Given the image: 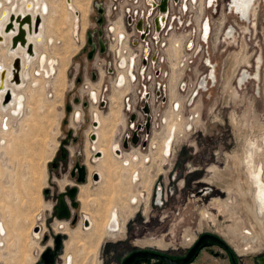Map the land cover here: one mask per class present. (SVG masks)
Here are the masks:
<instances>
[{
  "label": "rangeland",
  "instance_id": "rangeland-1",
  "mask_svg": "<svg viewBox=\"0 0 264 264\" xmlns=\"http://www.w3.org/2000/svg\"><path fill=\"white\" fill-rule=\"evenodd\" d=\"M103 1L77 0L75 6L79 3L84 8L86 7L89 10V13L87 12L89 16L86 14L87 19L86 16L82 15V11L78 9L81 18L83 20L87 19V27L85 26L83 38L81 37V25H79L76 39L74 36V13L69 9L67 0H49L52 14L50 15L48 12L46 22L41 20L39 25L40 27L42 24H46L45 43L47 48L45 49V43L42 44L44 37L38 36V40L42 45H38L37 51L39 55L46 54L48 58H53L54 63L52 66L49 65V62L41 65L38 58L32 64L31 80L28 81L29 88H37L39 82L32 80V77H42L45 80L46 91L44 93L38 91L33 99H27L26 97V106L21 117H13L12 112H6L5 114L10 117V128L7 132H4L3 129L0 133L2 139L7 141L6 146L0 144V150L3 154L0 166L5 170V173L3 172L5 179L0 180L2 184L1 197L7 195L3 180L8 181L11 178L12 207L15 210V217L19 219H23V217L30 218L28 222L25 221V225L21 230L23 236H21L20 229H18L17 237L22 243L20 246L22 247L23 243L28 240V230L32 225L31 218L34 216L33 212L36 211L37 201H39L42 192L46 204L37 216L36 225L43 221L46 231L41 237L40 245H43L44 249L47 247L52 248L54 237L57 234L63 236L61 248L53 264L64 262V243L65 239L68 238V235L55 230L54 226L58 218L54 206L58 204L57 197L59 193L65 192L68 187L72 186L68 185L61 190L57 180L68 179L73 181L74 184L75 178H71L69 171L74 161L78 160L81 163L84 160L86 161V154L84 158L83 149L87 140L91 138V132L90 135L87 132L91 129L92 122L95 120V114L93 115L91 108H97L98 106L96 103L87 101V94L91 97V94L88 93L91 88L88 89L87 87L90 85L96 90L99 85V83L96 84L91 81L90 71L93 69V65L100 66V57L97 56L92 61H86L82 47L86 43V31L97 27L95 3ZM258 1L260 2L256 12V24L251 27L250 32L248 33V30H245L244 25L246 24H243L241 35L235 40V46L232 47L233 51L229 52V49H226L216 55V61L219 65V86L210 88L204 93L201 103H195L194 110L186 109L184 112V116H189L199 111V123L194 124L190 130L177 133L172 139L173 141H170L172 149H167L164 153L165 159L160 154V148L167 135V133L165 135L167 131L165 124L157 128L150 136L149 148L141 149L142 151L135 150L136 154H147L154 158L153 162L150 160L148 163L146 161L143 164L141 163L140 175H143L142 181L136 184L135 188L128 184V191L131 193L134 190L137 194L138 190L142 198L138 203H133L131 210L128 207V199L121 201L120 212L124 216H128L122 235L105 238L97 248L98 245L96 246V244L101 237L102 226L99 227L96 233H93L92 250L88 251L86 256L89 253L96 255L97 252L98 264H121L122 259L134 249H154L172 254H183L203 233H212L228 242L236 252L241 264H258L255 258L264 256V234H253L255 241L246 244L245 240L248 238L243 237L248 233L250 218L239 206L242 202L241 195L229 189L233 188L234 185V155L243 153L245 136L253 139L264 136V0ZM76 8L78 7L76 6ZM6 19L7 16L0 19V26ZM83 20L79 24L81 22L84 24ZM245 31L248 34H245ZM0 32H2L1 29ZM46 33L48 37H46ZM24 35L27 42H29L26 31ZM0 43L5 46L7 37H0ZM34 46L35 44H32V49H34ZM56 51L59 53L58 58L56 57ZM237 51L247 56V62L242 60L238 64L234 63V53ZM32 57H36L35 52L30 54V58ZM258 57H260L259 62H257ZM61 59H65L67 65L64 78L57 76ZM0 60L9 66L11 57H8L6 51H4ZM77 65L79 67L76 74ZM53 68L56 69V73H52ZM243 69H248L252 75L257 70L258 77L252 76L243 85L239 86L237 78L240 77V74L242 75ZM75 76L80 77L81 80L77 82ZM228 77L230 88L237 91L235 95L226 86ZM6 79L7 72L4 83ZM33 83H36V85ZM101 91L103 93V90ZM114 94L111 95L110 92L108 96ZM81 95L83 96L82 101ZM76 97L80 98V102L75 101ZM85 102H88L89 106L83 107L82 104ZM114 103L115 100L112 98L111 104L107 103L106 108L102 109L99 106L98 108L104 115H108L111 113ZM67 105L71 106L69 110L66 109ZM171 106V109H173L175 105ZM77 109L81 112V117L78 121L73 122L72 117H75L74 114ZM122 121L118 122L117 132L120 130ZM259 125H261L262 131L261 129L259 131ZM71 129L75 132L65 145L69 154L63 160L60 157V149L63 140L68 138V130ZM117 132L116 138L118 139ZM0 141V143L4 142L1 138ZM154 145H157V147ZM109 146H111V143ZM95 156L93 154V159L101 157ZM93 159L91 158L90 161L94 162ZM53 161L58 162L57 167H52ZM147 176L150 182H147ZM89 177L91 181L87 179L84 183L89 186L90 192L98 197L101 190L99 184L95 182L99 181L98 179L93 180L92 174ZM207 187L208 191L203 193L202 190ZM45 189H48L47 193L44 192ZM77 194L78 198L76 195L75 200L78 202V206L72 208L73 213L78 215L76 223L72 224L70 219L61 221L68 222L69 226L73 228L85 216L82 202L78 200V191ZM158 194H160L159 199ZM217 199L230 203L233 205L234 210L226 208L225 204L221 208ZM98 203L99 201L89 208L96 209ZM111 206L110 201H108L106 208L103 209V220ZM17 210L20 213L22 212L21 214L24 213L23 217L20 213V216H18ZM206 211L209 215L205 218L203 213ZM213 215L214 219L210 217ZM205 216L207 215L205 214ZM1 219L4 218L0 212ZM36 225L33 226V230ZM86 227L89 228L90 224ZM15 230L17 231L16 227ZM11 233L12 231L9 230V234ZM44 235H47L45 240H43ZM72 237L74 235L71 236V239ZM71 239L66 244V251L69 247H72L68 246ZM50 240L52 241L51 245L49 244ZM156 240H163L165 245L157 244L154 242ZM32 243L35 244L33 240ZM82 244L78 242V247H81ZM40 245L33 246V253L38 256L34 264H43L40 255L44 249L42 250ZM20 246L19 251L21 250ZM214 248L216 249V247ZM72 249H74V246ZM85 249V247H82V250ZM82 255L79 257L77 253L73 263H96L95 259L92 263L88 262L90 258L85 261V254L82 253ZM33 261L34 257L32 256L27 264H32ZM2 263L0 261V264ZM193 264H228V262L219 257L214 258L209 249H204Z\"/></svg>",
  "mask_w": 264,
  "mask_h": 264
},
{
  "label": "flooded vegetation",
  "instance_id": "flooded-vegetation-1",
  "mask_svg": "<svg viewBox=\"0 0 264 264\" xmlns=\"http://www.w3.org/2000/svg\"><path fill=\"white\" fill-rule=\"evenodd\" d=\"M107 2H108V0H104L103 2H100L101 7H102V14L100 16V14L97 12V17H96V26L97 27L90 30L91 40H92L93 44L87 43V39H88L87 32L88 31H86V43L82 47V52L86 56V61H92L97 56L100 57V61H101L100 66L97 67V66L93 65V69L90 71V78L92 79L91 81L93 83H96V84L100 83V81H101V83H103L101 85V87L102 88L105 87V90H103V93H100L99 97H98L97 91H96L97 89L94 90L89 85L87 88L88 89L91 88V91L88 92L89 94H91V97H89V95L87 93L86 94H87V101L89 103L90 102L96 103L102 109L107 107V97H108V94L110 93V90L108 89L109 82L114 80L118 85L123 84L125 82V76L123 73H120L119 71L120 70L122 71L125 67H127L128 69H130L132 71L134 69V64H135L134 59L126 60L125 57H119V56L113 57L109 54L108 47H109V44L113 40V37L110 33H111V30L113 28H110L108 25V18L106 15ZM96 11H97V9H96ZM88 16H89V14H88ZM88 16H87V19H88ZM251 16H252V18L254 17V19L256 18V6H255L254 10L251 12ZM100 17H102L101 23H98L97 20ZM113 17H114L113 19L115 20V15H113ZM81 20H82V18H81V14H80V21ZM74 21H75V19H74ZM79 25H81V37L84 38L82 22ZM117 25H118L117 29H118V31H120L118 34V39L119 40L127 39L128 37L133 35V37L135 38L133 40L134 45H136L141 40H145L146 38L150 37V35H151L150 27L146 26L143 23V21L139 20V19L133 20L131 17L124 16L120 19V21H118ZM86 27H87V21H86ZM98 29L101 30L100 36L98 34ZM100 41L102 42V45H103V51L100 50L101 49ZM122 43H125V42L120 41L118 44V54L121 52H126V48H123ZM128 43H129L128 45L130 46L129 41H128ZM243 45H244V43H243ZM149 50H150V48H141L143 55H147ZM139 52H140L139 48H135V53L137 54V56H138ZM89 54H91L90 58L88 57ZM38 58L40 61V55ZM155 59H156V55L154 54V55H152V60L154 61ZM233 60H234L235 64H238L239 61L244 60L245 62H247L248 59H247V56L244 55L243 53H237ZM47 62H49L48 59H47ZM46 63H44V64H46ZM44 64H42V65H44ZM143 64H145L144 60H143ZM78 67H79V65H77V67H76V71H77L76 74L78 73ZM55 70L56 69H54V73H56ZM257 70H258V67H257ZM257 70L254 71L255 73L253 72V77H255V78L258 77ZM250 74L251 73H249L248 70H245L241 75L240 82H242ZM75 79L77 82H79L81 80L80 77H76V76H75ZM24 82L26 83L25 80H24ZM165 82H167V80H165ZM103 85H105V86L103 87ZM99 86H100V84L98 85V87ZM106 86H107V88H106ZM226 86H228L230 88L229 77L227 78ZM27 87H28V85H27ZM24 90H23V93H24ZM230 92L233 95H235L237 93L236 89H231V88H230ZM171 94L176 95V93L173 91V89H171ZM24 95H25V93H24ZM25 97H26V95H25ZM76 98H78V101H76V102H80V98L79 97H76ZM112 98H113V100H115V103L112 106L111 113L108 115H104L103 112L98 108V106H97V108H94L91 106L92 107L91 109L93 111L92 113H93V115L95 114V116H94L95 120L92 122L93 126H91V129L87 132V134L90 135V132H91V134L96 133L98 138L94 142H93L92 138H90V140H87L85 150L83 149L84 158H85V154H86V164L88 165L89 172H90V173H88V171H87V173L85 174L86 180L88 178V180L91 181V178L89 176H91V174L94 171H98L100 173V177H101L99 182H95L96 184H99V189L101 190L98 193V195H99L98 197H95V194L90 192V188L87 184L84 183V184H80V186H79L80 187L79 200L82 202V205H83L82 208H83V211L85 212L84 215L90 217L91 227L86 228L85 225L83 224V219L85 218V216H83L84 218H82V220L79 221L78 225L75 228L69 226L68 222H61L64 219H61L60 221L58 219V221L55 223V226H54L55 230L57 232H61L63 234L68 235V238L65 239V243H64L65 244V252L63 254L64 262L62 264H66L67 256H69V255H71L72 264H74L73 263L74 258H76L77 253H78L79 257L83 256L82 253H84L86 256L87 252L92 250L93 233L94 232L96 233V231L99 229L100 226H102L103 230H102L100 239L97 241V244H96V246L98 245L97 248H99V246L101 245V243L103 242V240L105 238H108V237L111 238V237L122 235L124 232V227H125V223L128 219V216L126 217V216H124L123 213L120 212L119 208H120L121 201H125V199H128L129 200V206L128 207L130 210L132 209L133 203H138L140 201L138 193L135 194L134 190H132L133 192H131V193H130V191H128V189H129L128 184L131 187H134V188L136 187V184H138L136 181L140 177V167H142V164L145 161L146 162L148 161V159H147L148 155H143L141 159L139 158L140 161H137L138 158H136V157H141V156L140 155L134 156L136 154H132V157L131 156L129 157V155H127L126 159H124V158L119 159V157L117 156L118 154L114 151L117 149V146L119 143V140L116 138V136H117L116 130H117V126H119L118 122L123 120V114L121 112L120 104L118 103V96L116 94H114L112 96ZM82 99L83 98H81V101H82ZM88 102L83 103L82 106L83 107H87V105L89 106ZM176 102H178V104H179L178 98L172 99L171 105L175 104ZM70 108H71V106H70ZM108 108H109V106H108ZM145 108L147 109L148 107L145 106ZM145 108L143 109V111L147 112V110H145ZM1 110H0V133H2L3 129L10 128V126L8 125L10 117L7 116V114L3 113ZM10 110L11 111L8 110V112L7 111L6 112L7 113L12 112V108ZM148 111H149V108H148ZM76 112H79V116H77V117H76ZM12 114H13V112H12ZM172 114L173 113L170 112L169 117H172ZM74 115H75V117L74 116L72 117L73 122H76L80 119L81 112L77 109L75 111ZM2 117H3V119H2ZM13 117H16V116H13ZM131 119H134V115H133V118H131ZM94 122H96V123L98 122V126H95L96 124L94 125ZM104 122H105V125H104ZM179 125L181 126V123L179 124V123H173L172 122V124L168 127L167 135L165 137V140H163L162 147L160 148V154H161L162 158L165 155L164 154L165 151H167V149L168 150L171 149L170 144H172V143L170 141H172V139L174 138L175 129ZM259 126H260L259 131H260V129L262 131L261 125H259ZM126 130L127 129L124 130V133ZM102 131H104L105 134L107 135V136L105 135L106 139H103L104 137H102V135H101ZM119 131L117 132L118 134H119ZM139 131H140V129H139ZM144 131L146 133H148L150 131L149 118L148 117H147V122L144 124ZM71 132H72L71 135H74L75 131L71 129ZM71 135L68 136L67 143L69 142ZM134 135H136L138 138L137 143H133L131 141V139ZM0 138H1V140H4V142H5L4 143L2 141V143H0V144L3 146H6L7 141L5 139H2L1 135H0ZM128 138H129V140L127 139V148H124L123 145H121L120 148L122 150L123 149L129 150V147H130L129 142H131V144H133L134 146H136L139 143V135L137 133L133 134V135H129ZM123 140H122L121 144H123ZM110 143H111V146H109ZM146 145H147V141L144 143L145 147H146ZM243 146H244L243 153L241 155H237V154L234 155V165H233V169H235V175L233 176L234 185H233V188H229V189H230V191L234 190L238 194L241 195L242 202L239 206L243 209V212L245 214L249 215L250 224H248V227H249V229L247 230L248 233L243 238H248L245 240V242H246V244H250L253 241H255L253 234H261V235L264 234V215L260 216L258 213V204L256 201V187L252 183L251 175L249 172V167H251L252 171H254L253 176L256 177V179L258 177H261V179L264 181V136L259 137V138H255V139H253L252 137L245 136V143ZM120 148H118V149L121 153ZM144 149H146V148H144ZM96 151H100L101 153H103V156H101L98 159H96V158L93 159V154H95ZM68 154L69 153L67 151V156H68ZM2 156H3V154H2V151L0 150V161L2 159ZM91 158L94 160V162L90 161ZM164 159H165V157H164ZM76 161H74V164ZM6 163H7V161H6ZM57 164H58V162H57ZM74 164H73V166H74ZM73 166L71 167L69 173L71 172ZM238 168H239V170H238ZM242 174H244V178H245L246 182L248 183V188L250 189V191L246 187L245 184L242 187V183L240 180H236L238 178V176L239 177L243 176ZM76 176H77V173L75 172L73 178H75ZM11 180H12L11 178L8 179V181L3 180V184L6 186L4 188V190L7 193V195L3 197L4 198L3 201H0V212H1L2 217L5 219V220L4 219L0 220V261L3 262L2 264H8L9 262H11L13 260V257H16L17 255H19L20 240L17 237L18 236V229L19 228L23 229V226L25 225L24 224L25 221L26 222L29 221L28 219H19V218L15 217V214L13 212V207H12L13 201H12V181ZM57 181H58V185L61 188V190H63L68 185H76V184H73V181H70L68 179H58ZM127 181H128V183H127ZM134 182H136V183H134ZM147 182H150L149 177H148ZM241 187L243 190L241 189ZM206 191H208V190H206ZM242 191H244V192H242ZM1 195H2V185L0 183V196ZM244 195L245 196L249 195L250 198L245 197ZM97 201H99V203H98L99 205L96 209L93 210L92 208H89L90 206H92V205L94 206L95 204H97ZM108 201H110L112 206L110 207L111 209H109L108 213L106 214V216L104 218L105 221H104L102 219L103 218L102 217L103 209L106 208ZM217 202L221 206V208H222V205L225 204L226 208H229V209L231 208L234 210L233 205H231L228 202L225 203V202H222L221 200H218V199H217ZM3 203L6 205L5 208L2 206ZM45 204L46 203L44 201V198H43V195L41 192L40 199H39V201H37L36 211L33 212V214L35 215L34 225L37 224V216L44 209ZM7 206H9V208L11 207L10 208L11 210L9 208H7ZM250 207H251V209H250ZM90 210H93V211H90ZM248 210H249V212H248ZM251 211H253V213ZM263 213H264V211H263ZM108 214H110L111 217L106 222ZM131 214H130V216H131ZM205 214L207 216H205ZM250 214H252V215H250ZM208 215L209 214L207 211L203 213V216L205 218L208 217ZM253 215H255V216H253ZM113 217L115 218V224L113 225V228L111 230L109 228V223ZM210 217L214 219V215L210 216ZM253 218L256 220H260L262 222V226H260L261 222L258 221V224L262 228L261 229L262 231L258 230V229L253 230L252 228H250L251 227V221L253 220ZM40 224L42 226V231L39 232L38 235L34 234V232H33V226L34 225H32L31 226L32 229H30L31 239L35 243L34 247L40 245L41 237H42L43 233L46 231V228L43 226V221ZM29 226H30V224H29ZM15 227L17 228V231L15 230ZM9 230L12 231L11 234H9ZM104 230H105V233H104ZM103 233L105 234L104 236H103ZM72 235H74V237H72V239H71ZM62 237L63 236L61 235V241H62ZM70 239H71V241L68 243V246L69 245L72 247L74 246V249L71 250L72 247H69V249H67V251H66V244ZM196 241H194L192 243V245H190L188 247V249L183 254H172L170 252H162V251L154 250V249H148V250L155 251V252H158V253L163 254V255H167L168 257L173 258V259H179V258H183L184 256L187 255L188 251L190 250V248L194 245V243ZM78 242H80L81 244L83 243L81 245V247L80 246L78 247ZM154 242H156L157 244H159L161 246L165 245L163 240H156ZM51 243H52V241L50 240L49 244L51 245ZM54 245L52 247L53 251H54ZM82 247H85L86 249L82 250ZM214 247H216V249ZM60 248H61V246H60ZM41 249L42 250L44 249L43 245L41 246ZM204 249H206V250L209 249V252L211 253V255L214 258L219 257L221 259H225L226 262H228V264H241L237 254L234 251V249L232 248V246L223 239H221V242L207 240L206 242L201 243L198 246L193 257L186 264H193L195 262V260L198 259L200 252ZM59 250L54 251V259L55 260L57 258L58 253H59ZM136 250H139V249H134L131 252H129L122 259L121 264L123 263L124 259L129 254H131L132 252H134ZM143 250H145V249H143ZM31 254L34 257V261L32 263V264H34L36 262L38 256L34 255L33 249L31 251ZM258 257L259 256H257L255 258L256 262H257ZM88 259H89L88 262L92 263V261L95 259L96 260L95 264L99 263L98 258H97V252H96V255L89 253V255L86 256L85 261H87ZM131 264H170V263H168L165 260L158 258V257H139L135 260V262H133Z\"/></svg>",
  "mask_w": 264,
  "mask_h": 264
},
{
  "label": "built area",
  "instance_id": "built-area-1",
  "mask_svg": "<svg viewBox=\"0 0 264 264\" xmlns=\"http://www.w3.org/2000/svg\"><path fill=\"white\" fill-rule=\"evenodd\" d=\"M232 1L108 0L106 15L109 27L113 28L110 33L113 40L108 47L109 54L135 60L132 71L127 67L119 71L125 76L123 84L118 85L114 80L108 84L111 95L115 93L118 96L123 114L118 137L120 146L123 139L129 140V135L137 133L139 143L135 147L149 148L150 136L169 121L172 99L180 100V106L176 107L175 112L182 111L184 114L186 109L194 110L195 103H201L204 93L210 88L219 86L216 55L226 49L233 51L232 47L241 35L243 24H246L244 27L248 33L253 27L249 12L242 14L240 9L234 8ZM163 2L164 10L161 8ZM124 16L142 20L150 27V37L136 45L133 44V35L119 40L117 24ZM120 41L125 42L122 44L126 52L118 54ZM135 48L140 50L138 56ZM141 48L150 50L147 55H143ZM154 54L156 59L153 61ZM248 79L250 78L244 80ZM245 81L239 84L237 78L239 86ZM99 84L96 88L98 97L102 92L100 90H105V85L104 88L101 87V81ZM171 89L176 95L171 94ZM111 95L107 97L108 104L112 102ZM145 106L149 111L148 108L147 112L143 111ZM131 115H134V119H131ZM147 117L150 126L148 133L144 131ZM129 145V149L134 146L131 142Z\"/></svg>",
  "mask_w": 264,
  "mask_h": 264
},
{
  "label": "bare ground",
  "instance_id": "bare-ground-1",
  "mask_svg": "<svg viewBox=\"0 0 264 264\" xmlns=\"http://www.w3.org/2000/svg\"><path fill=\"white\" fill-rule=\"evenodd\" d=\"M76 2H77V0H75V3H74V0H67L69 9H71L73 11V13H74V18H75L74 36L77 39L76 35H78V30H79L80 11H82V15L83 16H86V14L88 15L89 10L86 7L84 8L83 5H81L79 3H78V5H76L78 8H76V6H75ZM257 3H258V0H233L231 2V4L234 6V8L236 10L240 9L242 14L246 13V12H249L250 16H251V12L254 10V8L257 5ZM30 6H32V7L30 8ZM48 12L50 13V15L52 14V11L50 12V2H49V0H0V19L2 17H4V16H7V19L0 26V29L2 30V32H0V37L1 38L4 37V36L7 37V44L5 46H3L0 43V57L4 54V51H6L8 57H11V62L9 64V66L4 61L0 60V108L2 109V110L1 109L0 110L3 113H6V111L8 112V110L11 111L10 109L12 108L13 114L12 113L11 114L13 116H16V117H21L23 115V113H24L26 97H27V99L28 98L29 99H33L38 91H40V93H44L46 91V87H45L46 85H44L45 80H43L42 77H34V76L32 77V80H35V81L39 82V86L37 88L35 87V88L31 89V88L27 87V85H28V81L31 80L32 64L35 61H37V59L39 57V53L37 51V47H38V45H42V44L45 43V27H46V24H44V25L42 24L40 27H39V25H40V21L41 20H44L46 22V16H48V14H49ZM71 18L73 19L72 14H71ZM37 21H39L38 22L39 23L38 24V28H37V23H36ZM83 21H84V24H83V32H84L87 19L83 20ZM20 22H22V26L21 27L19 26ZM252 22H253V25L256 24L255 19H253V18H252ZM23 23H25L26 25H24ZM35 23H36V25H35ZM8 28H9V30L7 31ZM19 29H20L19 33H23L24 34L25 31L27 32L28 41L29 42H27V39L24 38L23 39V41H24L23 43H20V41H17V44L13 46V39H14V37L17 34H19V33H17ZM38 29H39V34L37 32ZM38 36L39 37H42V36L44 37L43 38L44 42L42 44H41L40 40H38ZM46 37H48L47 33H46ZM32 44H35L34 49H32V52H31V50L29 52V48L28 47H30ZM44 45H45V49H46L47 48L46 43ZM33 51L36 53V57L30 58V54L34 53ZM46 52H48V51L46 50ZM237 53H238V51L235 52L234 55H236ZM56 54H57L56 57L58 58V54L59 53L57 51H56ZM15 59H18V60L20 59V64L18 66V68H19L18 71H16L15 68L13 67V62L15 61ZM47 59L49 61V65L52 66V64L54 63V59L53 58H48V55H46V54L40 55V64L42 65V64L46 63ZM259 59H260V57L257 58V62H259L258 61ZM56 61H58V60H56ZM66 66L67 65L65 63V59H63L61 61L60 68L58 70V75L57 76L59 78H64ZM245 70H248V69H243L242 72L245 71ZM6 72H7V79H6V82L4 83V77H5ZM20 72H21V77H20ZM46 73L49 75L48 72H46ZM52 73H54V69L52 70ZM249 73H251V72H249ZM252 76L253 75L250 74L247 78H252ZM240 79H241V74H240V77L238 78V83L240 82ZM24 80L26 81V83L24 82ZM243 81H245V80H243ZM33 84L36 85V83H33ZM240 84H241V82H240ZM23 90H24V93H25L26 97H25V95L23 93ZM7 96H8V100H6ZM174 105H175L174 109H171V113H173L172 117L168 118L169 121L166 123L165 126L167 127V131H168V127L172 124V122L173 123H179V124L181 123V126L180 125L178 126L180 129L178 127L175 129V135H174V137H175L177 135V133L182 132L183 130L192 129L194 124L199 123L200 118H199V111L194 112L196 114L194 115V113H193L191 117H190V115L189 116H184L185 114H183L182 111L175 112L176 111L175 110L176 107L180 106V101H179V104H178V102H176ZM77 116H79V112H76V117ZM2 119H3V117H2ZM164 120H165V118H164ZM105 122H104V125H105ZM10 123H11V121L8 123L9 126H10ZM95 126H98V122L96 123ZM8 130L9 129H4V132H7ZM167 131L165 132V135H166ZM94 134H95L96 137L93 140H97L98 136L96 135V133H94ZM101 135H102V137H104L103 139H106V137H105L106 134H105L104 131H102ZM154 146L157 147V145H154ZM118 148H120V143H118L117 149ZM117 149L114 150V151H116L119 154L120 152H118ZM171 149H172V145H171ZM84 150H85V148H84ZM135 150L142 151L141 149H139V148H137L135 146H131V148L129 150H122L121 149V153L119 154L118 157H119V159H123L127 155H129V157L130 156L132 157V154H136ZM129 151H131V152H129ZM102 155H103V153H101V156ZM137 155L141 156V157H136V158H138L137 161H140V159L142 158V156L144 154H138L137 153L134 156H137ZM147 159H148V161H147V163H148L150 160H152V162H153L154 158H153V156L151 158V155H148ZM84 164L87 167L88 173H90L88 165L86 164L85 160H84ZM238 170H239V168H238ZM3 172L5 173V170L2 168V166H0V176H1L0 180L5 179V175H3ZM96 172L99 175L98 181H100V179H101L100 173L98 171H96ZM249 172H250V175H251L252 183L256 187V201H257V204H258V213H259L260 216H262V215H264V213H263V211H264V181L261 179V177H258L256 179V177L253 176L254 175V171H252L251 167H249ZM242 175L243 176H241V177H239L240 176L239 175L236 180H240L241 181L242 187L245 184L246 187L248 188V183L246 182V180L244 178V174H242ZM142 178H143V175H140V177L137 179L136 182L139 184L142 181ZM136 182H134V183H136ZM80 184H84V183L76 184L77 187H78V193H79V185ZM242 187H241V189H242ZM206 190H208V187L202 190L203 193L207 192ZM249 191H250V189H249ZM242 192H244V191H242ZM137 193H138V196L141 199L142 198L141 193L138 190H137ZM159 196H160V194L157 195L158 199H159ZM245 197H249L250 198L249 195H247ZM77 198H78V194H77ZM3 200L4 199L0 196V201H3ZM2 206L4 208L6 207V205L4 203H3ZM7 208H9V206H7ZM250 209H251V207H250ZM13 212H15L14 209H13ZM16 212H17L18 216H20V214L22 213V212L21 213L18 212V210ZM248 212H249V210H248ZM251 212L253 213V211H251ZM23 214H21L22 217H23ZM110 214H108L106 222L111 217ZM250 215H252V214H250ZM34 216H32V218H31L32 219V225H34V222H35V220H34L35 217ZM253 216H255V215H253ZM85 218L88 219V221H89V223L87 225H85V227L89 226V224H90V227H91L90 217L89 216H85ZM23 219H30V218L29 217H25V218L23 217ZM258 221H260V220H256V219L253 218V220L251 221V227L250 228H252L253 230H257V229L261 230L262 228L260 226H262V222L260 221L261 224L259 226ZM114 224H115V218L113 217L112 220L109 223V228L111 230H112ZM39 225H40V230L38 232L33 230L34 234H36V235H38L39 232L42 231V226H41V224H39ZM31 226H30V228L28 230V234H27L28 235V240H26V243H23L22 247L20 246L21 247V250L19 251L20 252V256L19 255L16 256L8 264H27V262H29V260L31 259L32 254H30V253H31V251L33 249V246H34L33 243H32V240L30 239L31 238L30 229H32ZM19 229H20L19 231H20L21 236H23V234L21 233L22 229L21 228H19ZM104 233H105V230H104ZM104 233H103V236L105 235ZM25 239H27V238H25ZM27 241L30 242V243H28ZM21 244L22 243H20V245ZM23 248H24V250H23ZM66 264H72L71 255L67 256Z\"/></svg>",
  "mask_w": 264,
  "mask_h": 264
},
{
  "label": "water",
  "instance_id": "water-1",
  "mask_svg": "<svg viewBox=\"0 0 264 264\" xmlns=\"http://www.w3.org/2000/svg\"><path fill=\"white\" fill-rule=\"evenodd\" d=\"M97 12L100 14H102V7L100 3H95ZM162 10H164L165 8V2L162 3L161 6ZM13 19V18H12ZM101 19L102 17H100L97 22L101 23ZM39 21H37V28H38V23ZM35 23V25H36ZM19 26H22V22L19 23ZM14 28V27H13ZM9 30V28L7 29V31ZM20 29L18 30L17 33H19ZM98 34L99 36L101 35V30L98 29ZM88 35V39H87V43L88 44H93L92 40H91V32L88 31L87 32ZM25 38V35L23 33H19L17 34L14 39H13V46L17 44V41H20V43H23V39ZM100 45H101V51H103V45L102 42L100 41ZM29 48V52L31 50L32 52V45ZM89 58L91 57V54H89L88 56ZM15 63L13 64V67L15 68L16 71L19 70L18 66L20 64V59H15L14 61ZM17 80V79H16ZM6 100H8V96L6 97ZM75 101H78V98H75ZM85 105V104H84ZM66 109L69 110L70 109V105L66 106ZM145 110H147L145 108ZM131 118H133V115L131 116ZM96 124V122H94V125ZM71 130L68 131L67 135L70 136L71 135ZM96 136L95 134H91V138L94 139ZM131 141L133 143H137L138 138L136 135H134L131 139ZM67 143V139L63 140V144L62 147L60 149V157L61 159H66L67 157V149L65 147ZM123 147L127 148V140L125 139L123 141ZM118 152L119 149H117ZM97 156H101V152L100 151H96L95 153ZM52 167H57V162L53 161L52 163ZM75 172L77 173V176L75 177V182L74 184H79V183H84L86 180L85 174L87 173V167L86 165L83 163H81L80 161H76L71 172H70V176L71 178L74 177ZM92 178L93 180H97L99 179V175L98 173L95 171L92 173ZM77 191H78V187L77 185H72L70 187H68V189L65 192H61L58 197H57V202L58 204L54 206V209L57 211L56 212V217L58 219H70L72 224H75L77 219H78V215L74 214L72 211V208H76L78 206V202L75 200L76 195H77ZM45 193L48 192V189L44 190ZM67 196V197H66ZM89 223L88 219H84L83 224L87 225ZM40 230V226L36 225L34 227V231H39ZM47 239V235L43 236V240ZM207 240H211V241H219L221 242V239L217 236L214 235L212 233H203L202 235H200V237L198 238V240L194 243V245L190 248V250L188 251L187 255L184 256L183 258H179V259H173L168 257L167 255H163L160 254L158 252L155 251H151L148 249H139L136 250L134 252H132L131 254H129L123 261L122 264H131L133 262H135V260L139 257H158L161 258L163 260H165L166 262L170 263V264H186L194 255V253L196 252L198 246L203 243L206 242ZM54 251H58L60 249L61 246V234H57L54 237ZM54 251L51 247H47L44 249V251H42L40 257H41V261L43 264H53L55 262L54 259ZM257 263L258 264H264V256H259L257 258Z\"/></svg>",
  "mask_w": 264,
  "mask_h": 264
}]
</instances>
